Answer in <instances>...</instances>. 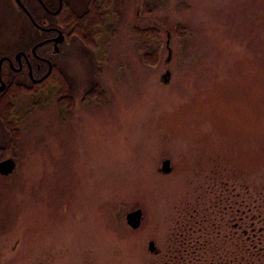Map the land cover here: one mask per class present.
Wrapping results in <instances>:
<instances>
[{"label": "rangeland", "instance_id": "obj_1", "mask_svg": "<svg viewBox=\"0 0 264 264\" xmlns=\"http://www.w3.org/2000/svg\"><path fill=\"white\" fill-rule=\"evenodd\" d=\"M69 1L50 44L0 0V56L53 64H4L0 264L176 263L211 201L264 200V0Z\"/></svg>", "mask_w": 264, "mask_h": 264}, {"label": "trees", "instance_id": "obj_2", "mask_svg": "<svg viewBox=\"0 0 264 264\" xmlns=\"http://www.w3.org/2000/svg\"><path fill=\"white\" fill-rule=\"evenodd\" d=\"M95 1L104 6V3L111 4L114 0ZM231 192L228 191L226 200L210 202L211 210L207 209L212 211L209 214L210 218H213L212 223L207 220L199 221L205 225V232L201 235H198V231H203V228L197 229L199 224L194 222L180 227L179 234L175 235L178 240L176 259L172 257L178 261L169 264H264V257H260L257 251L260 227H264V210L261 209L264 207V200L260 205L255 199L252 206L246 209L242 202L238 201L240 196L232 199ZM224 196L226 194L222 197ZM195 209L197 208L192 206L190 212L187 213L186 210L184 217L190 219L197 217L199 212ZM212 249H215L212 251L214 254L209 256ZM188 257L190 261L187 260Z\"/></svg>", "mask_w": 264, "mask_h": 264}, {"label": "flooded vegetation", "instance_id": "obj_3", "mask_svg": "<svg viewBox=\"0 0 264 264\" xmlns=\"http://www.w3.org/2000/svg\"><path fill=\"white\" fill-rule=\"evenodd\" d=\"M16 3H20V6L23 8V11L27 14V17L30 21V23L33 25L35 29L43 33V40L39 43L48 42L51 44V42H54L59 36L65 35V29L64 26H62L59 22V17L62 15V13L65 10V7L67 8L69 6V0H34L37 2L38 5H34V7L31 4H24L21 0L17 1L14 0ZM27 2V0H26ZM66 25L68 24L65 21ZM66 27V26H65ZM65 40V37H64ZM38 46V43L33 47V56L29 53H26L25 51H22V56L19 58L18 55L15 56V59L8 56H0V87L2 85L6 86V83L3 80L4 77V70L7 68L5 67V63L7 66L11 68L12 71H19L21 72L23 70L24 65L28 68V71L31 75H39V72L36 71V62L37 60H41L44 63H47L48 70L51 67L52 61L51 59L46 61L45 59L41 58L43 56H40L38 54V51L43 47L38 48L34 52V48ZM32 57L35 59L34 62H32ZM15 62L18 64L16 65ZM53 65V64H52ZM18 66V68H16ZM6 68V69H5ZM19 69V70H18ZM46 75V74H45ZM43 75V76H45ZM42 76V77H43ZM41 77V78H42ZM259 237L260 241L257 247L258 254L260 257H264V227H260L259 231Z\"/></svg>", "mask_w": 264, "mask_h": 264}, {"label": "water", "instance_id": "obj_4", "mask_svg": "<svg viewBox=\"0 0 264 264\" xmlns=\"http://www.w3.org/2000/svg\"><path fill=\"white\" fill-rule=\"evenodd\" d=\"M63 40H64V36L61 35L55 41L58 43H61V42H63ZM38 47H39V45L34 48V52L36 51V49ZM21 56H22V53H20L18 55L19 58ZM51 68H52V66H51ZM50 74H51V70L44 76V78L38 80V82L43 81ZM6 88H7L6 86L2 85L0 87V92L4 91ZM15 168H16V162L14 159H7V160L0 162V174L3 176H8V175L12 174L14 172ZM170 170H171V162L169 160H166L163 163V171L165 173H169ZM142 218H143V211L141 209L135 210V211H133L127 215L128 224L134 229H138L141 226ZM149 249L152 252L156 251V247H155L154 242H151L149 244Z\"/></svg>", "mask_w": 264, "mask_h": 264}]
</instances>
